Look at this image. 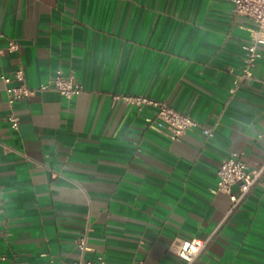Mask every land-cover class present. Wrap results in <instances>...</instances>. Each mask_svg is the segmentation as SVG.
I'll return each instance as SVG.
<instances>
[{
    "label": "crops",
    "instance_id": "0c3cea01",
    "mask_svg": "<svg viewBox=\"0 0 264 264\" xmlns=\"http://www.w3.org/2000/svg\"><path fill=\"white\" fill-rule=\"evenodd\" d=\"M232 0H0V77L23 67L34 87L57 70L84 91L37 92L6 121L0 79V264L88 259L177 264L176 238H205L230 201L213 194L232 152L264 162V44L253 78L229 96L252 23ZM15 40L16 51L6 49ZM118 95L164 100L200 125L179 139L146 128ZM236 192V186L233 187ZM199 264H264V188L224 221Z\"/></svg>",
    "mask_w": 264,
    "mask_h": 264
},
{
    "label": "built area",
    "instance_id": "2783aa9c",
    "mask_svg": "<svg viewBox=\"0 0 264 264\" xmlns=\"http://www.w3.org/2000/svg\"><path fill=\"white\" fill-rule=\"evenodd\" d=\"M232 3L233 15L247 18L252 26L250 41L244 46L245 56L240 72L236 73L230 69V73L233 74L232 83L228 89L230 97L236 95L243 82L253 78L252 70L261 56L259 46L264 44V0H232ZM18 48L19 45L15 40H9L6 47L8 51H16ZM0 79L5 84L6 104L9 109L6 121L12 130H17L19 126L14 110L16 102L27 99L37 92L56 91L64 98L72 99L84 91L83 83L73 72L63 73L61 70H57L54 75L34 87L27 83L23 67L17 68L11 75H1ZM113 98H120L134 105L138 113L146 109L151 110V113L144 118L146 128L172 141L179 139L186 131L195 127H199L207 138L214 136V128L200 125L188 113L175 109L164 100L143 95H118ZM216 175V185L211 192L227 195L230 201L229 209L223 221L205 238H176L173 241L170 249L178 258L177 264H199V258L207 252L224 221L243 206L255 189L264 188V162L255 169H249L241 155L236 152H232L221 161ZM234 186L237 188L236 192L233 191ZM89 232L90 227L84 226L75 239V247L80 256L70 264H105L102 257L88 259L84 256L90 250ZM132 264H144V262L138 259Z\"/></svg>",
    "mask_w": 264,
    "mask_h": 264
}]
</instances>
